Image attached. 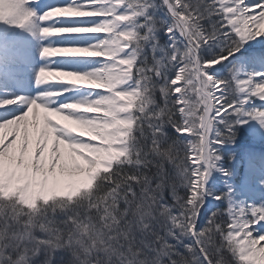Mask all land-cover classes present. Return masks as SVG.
<instances>
[{
    "label": "snow or ice",
    "instance_id": "1",
    "mask_svg": "<svg viewBox=\"0 0 264 264\" xmlns=\"http://www.w3.org/2000/svg\"><path fill=\"white\" fill-rule=\"evenodd\" d=\"M0 24V264H264L238 136L264 143V0H0Z\"/></svg>",
    "mask_w": 264,
    "mask_h": 264
},
{
    "label": "bare ground",
    "instance_id": "2",
    "mask_svg": "<svg viewBox=\"0 0 264 264\" xmlns=\"http://www.w3.org/2000/svg\"><path fill=\"white\" fill-rule=\"evenodd\" d=\"M42 2H48V0H42ZM9 30H11V31H13V32H15V33H19V31H20V30H18V29H15L14 26L0 24V31H9ZM258 39H261V38H258ZM256 45H257V41H252L251 46L254 47V46H256ZM248 48H249V46H245V49H248ZM243 52H244V50L241 51V53H239V54L242 55ZM241 55H240V56H241ZM35 67H36V68L39 67V62H38V61L35 63ZM29 71L31 72V71H33V69H30ZM58 79H59V80H69V79H76V78H74V77H68V76H63V75H58V76H51V77H49V81H50V82H56ZM77 83H78V84H83V83H86V82H83V81H77ZM28 90H29V89H24L23 91H28ZM53 119H59V117H55V116H53ZM251 147L254 148L256 151H261V152H262V150L264 151V147H263V146H262V147H257V146L254 145V143L251 144Z\"/></svg>",
    "mask_w": 264,
    "mask_h": 264
},
{
    "label": "rangeland",
    "instance_id": "3",
    "mask_svg": "<svg viewBox=\"0 0 264 264\" xmlns=\"http://www.w3.org/2000/svg\"><path fill=\"white\" fill-rule=\"evenodd\" d=\"M251 43H252V41L250 42V44L245 45V46H249L250 47L251 46ZM242 51H243V49H242ZM236 55L237 56H240L241 54L237 53ZM240 134H243L247 138L248 144L250 146H251L252 143H254L253 142V139H252V136L249 134V131H248L247 127L244 128V129H241L240 130V133H238V136ZM254 145L257 146V147H262V146L264 147V143H254ZM257 152H261V151H257ZM262 152H264V151L262 150ZM230 163H231V161H230Z\"/></svg>",
    "mask_w": 264,
    "mask_h": 264
}]
</instances>
